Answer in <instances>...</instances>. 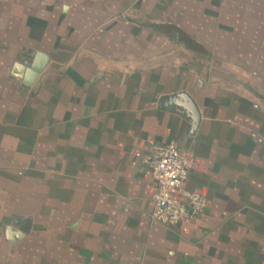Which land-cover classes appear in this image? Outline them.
Returning a JSON list of instances; mask_svg holds the SVG:
<instances>
[{"label":"crops","instance_id":"1","mask_svg":"<svg viewBox=\"0 0 264 264\" xmlns=\"http://www.w3.org/2000/svg\"><path fill=\"white\" fill-rule=\"evenodd\" d=\"M171 141L207 201L174 225ZM0 264H264V0H0Z\"/></svg>","mask_w":264,"mask_h":264},{"label":"built area","instance_id":"2","mask_svg":"<svg viewBox=\"0 0 264 264\" xmlns=\"http://www.w3.org/2000/svg\"><path fill=\"white\" fill-rule=\"evenodd\" d=\"M156 190L153 217L174 225L186 217H199L207 204L199 192L186 187L192 157L175 141L158 146L147 160Z\"/></svg>","mask_w":264,"mask_h":264},{"label":"water","instance_id":"3","mask_svg":"<svg viewBox=\"0 0 264 264\" xmlns=\"http://www.w3.org/2000/svg\"><path fill=\"white\" fill-rule=\"evenodd\" d=\"M48 61L49 55L42 52L37 53L34 63L27 70L25 82L28 84L32 83L43 71ZM171 101L173 106L181 107L188 114L192 121V131L194 132L201 121V112L194 99L188 92L184 91L173 95Z\"/></svg>","mask_w":264,"mask_h":264}]
</instances>
